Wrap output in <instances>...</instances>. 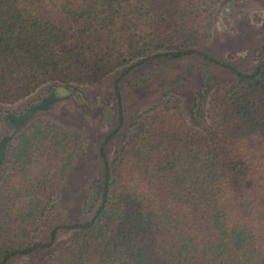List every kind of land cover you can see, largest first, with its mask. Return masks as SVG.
I'll return each mask as SVG.
<instances>
[{"label":"trees","instance_id":"16d2710c","mask_svg":"<svg viewBox=\"0 0 264 264\" xmlns=\"http://www.w3.org/2000/svg\"><path fill=\"white\" fill-rule=\"evenodd\" d=\"M220 1L0 0L1 105L119 76L113 121L71 190H93L87 209L60 206L82 136L30 118L54 90L9 117L18 129L0 139V264H264V39L243 63L218 56L208 13ZM186 58L229 76L208 94L205 126L167 94L127 108L122 77Z\"/></svg>","mask_w":264,"mask_h":264},{"label":"rangeland","instance_id":"374dc122","mask_svg":"<svg viewBox=\"0 0 264 264\" xmlns=\"http://www.w3.org/2000/svg\"><path fill=\"white\" fill-rule=\"evenodd\" d=\"M210 42L218 56L234 63H243L247 50L253 43L264 39V0H221L209 13ZM114 73L94 87H78L67 94L57 93L54 101L30 116L39 117L78 132L84 141L83 154L69 167L60 194V206L71 212L92 204L93 190L71 192L82 181L83 174L94 165L93 148L96 139L113 121L112 102L109 99ZM208 77V78H207ZM224 71L200 64L192 59H182L169 64L146 65L118 81L125 103L130 111L143 110L167 94L179 101L183 117L192 125L203 127V110L210 90L228 79ZM58 89L41 86L28 97L12 105L0 104V139L13 135L17 129L10 116L22 114L30 105L44 101L50 92ZM109 150V156L114 153ZM67 187V189H66ZM85 193V194H84ZM69 234H60L53 246L58 248ZM11 264H32L18 258ZM34 264V263H33Z\"/></svg>","mask_w":264,"mask_h":264},{"label":"water","instance_id":"95a60500","mask_svg":"<svg viewBox=\"0 0 264 264\" xmlns=\"http://www.w3.org/2000/svg\"><path fill=\"white\" fill-rule=\"evenodd\" d=\"M58 92L59 93H63V94H67L68 93V91L67 90H65V89H61V88H58Z\"/></svg>","mask_w":264,"mask_h":264},{"label":"flooded vegetation","instance_id":"af4514ba","mask_svg":"<svg viewBox=\"0 0 264 264\" xmlns=\"http://www.w3.org/2000/svg\"><path fill=\"white\" fill-rule=\"evenodd\" d=\"M58 91H59V90H58V89H56V90H55V94L59 93Z\"/></svg>","mask_w":264,"mask_h":264}]
</instances>
